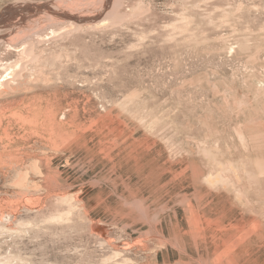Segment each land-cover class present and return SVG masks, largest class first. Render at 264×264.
I'll return each mask as SVG.
<instances>
[{
  "label": "rangeland",
  "instance_id": "374dc122",
  "mask_svg": "<svg viewBox=\"0 0 264 264\" xmlns=\"http://www.w3.org/2000/svg\"><path fill=\"white\" fill-rule=\"evenodd\" d=\"M0 264H264V0H0Z\"/></svg>",
  "mask_w": 264,
  "mask_h": 264
}]
</instances>
